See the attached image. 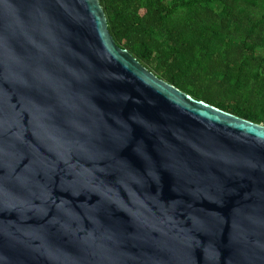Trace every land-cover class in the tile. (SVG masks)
Segmentation results:
<instances>
[{"label": "water", "instance_id": "1", "mask_svg": "<svg viewBox=\"0 0 264 264\" xmlns=\"http://www.w3.org/2000/svg\"><path fill=\"white\" fill-rule=\"evenodd\" d=\"M0 264H264V124L155 74L100 0H0Z\"/></svg>", "mask_w": 264, "mask_h": 264}, {"label": "trees", "instance_id": "2", "mask_svg": "<svg viewBox=\"0 0 264 264\" xmlns=\"http://www.w3.org/2000/svg\"><path fill=\"white\" fill-rule=\"evenodd\" d=\"M116 43L196 99L264 124V0H100Z\"/></svg>", "mask_w": 264, "mask_h": 264}]
</instances>
